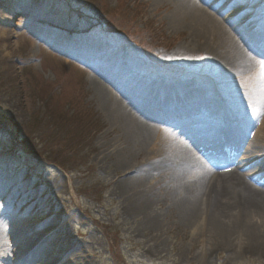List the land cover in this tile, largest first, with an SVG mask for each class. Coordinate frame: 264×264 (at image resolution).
<instances>
[{
    "label": "rangeland",
    "instance_id": "374dc122",
    "mask_svg": "<svg viewBox=\"0 0 264 264\" xmlns=\"http://www.w3.org/2000/svg\"><path fill=\"white\" fill-rule=\"evenodd\" d=\"M204 1V7H211L210 11L219 19L237 18L236 21L249 24L251 14L247 9L260 2ZM261 1L258 12H264V0ZM157 3L0 0V182L8 186L0 194L2 218L10 221L13 214H25L18 199H13L10 206H1L14 194L19 182L13 181L21 175L20 181L29 183L26 190H35L38 198L43 197L42 202L60 213L61 219L72 215L67 233L75 242L80 244L89 234L96 241L95 256L89 257L94 264H205L197 253L208 240L200 236L201 241L191 248V240L196 236L194 228L165 221L161 229L139 226L140 218L125 220L121 216L119 199L111 196L114 184L127 173L114 159L106 158L110 150L117 151L109 142L120 133L111 129L96 105L92 77L100 79L103 76L99 73H109L116 86L107 78L100 80L109 84L114 93L116 87L134 95H139L140 88L151 85L153 80L173 90L189 81L207 93V98L225 104L204 51L194 55L189 64L173 57V52L185 44L189 32L172 26L169 8ZM239 13L242 15L238 16ZM262 25L263 21H259L247 26V33ZM129 58L141 65L136 76L117 68L120 61ZM261 75L264 77V68ZM211 87L216 89L217 96H213ZM172 109L173 115L182 113L181 107ZM155 111L160 117L166 113L161 105ZM183 113L185 124H190L188 127L194 132L204 121L209 127L221 124L217 115L212 118L207 112L201 114L185 107ZM193 119L197 123H192ZM167 121L162 127H169L168 122L176 129L183 124ZM262 126L261 118L248 129L250 140ZM240 160L237 158V162ZM55 178L61 179L63 190L55 191ZM157 180L158 177L148 180L147 186ZM166 208L161 202L155 210L164 213ZM46 211L33 210L28 215L30 224L41 226ZM227 256L225 250L215 251L208 264H225ZM234 264L264 262L247 257Z\"/></svg>",
    "mask_w": 264,
    "mask_h": 264
},
{
    "label": "bare ground",
    "instance_id": "6f19581e",
    "mask_svg": "<svg viewBox=\"0 0 264 264\" xmlns=\"http://www.w3.org/2000/svg\"><path fill=\"white\" fill-rule=\"evenodd\" d=\"M157 2L169 8L172 26L189 32L173 57L189 64L194 55L204 51L225 104L207 98V93L189 81L173 90L153 80L134 95L116 89L114 76L96 70L117 91L114 93L109 84H104L100 80L103 77L91 78L96 105L111 129L120 133L109 142L117 151L110 150L106 158L114 159L127 173L114 184L111 196L119 199L121 216L125 220L140 218L139 226L161 229L165 221L194 228L198 239L192 238L191 248L198 245L200 236L208 240L197 253L205 264L215 251L221 250L227 251L225 264L247 257L264 262V63L256 59L264 56V12L256 10L263 1L247 9L251 24L237 18L219 19L211 7H204V0ZM257 21H263L262 27L247 33ZM140 67L135 58L122 60L117 66L133 76ZM212 90L217 96L216 89ZM160 105L166 112L162 118L155 111ZM174 106L181 107L182 113L173 115ZM185 107L201 114L207 112L212 118L217 115L221 124L209 127L201 119L203 126L194 132L184 122ZM261 118L263 126L250 140L248 129ZM166 119L182 122V127L164 128L161 124ZM192 123L197 121L193 119ZM225 141L231 151L225 149ZM237 156L241 158L239 162ZM224 169L228 170L220 171ZM155 177L157 182L147 186L146 182ZM21 178L16 177L13 182L19 184L14 194L1 204L10 206L13 199H18L25 214H13V219L5 221L0 212V264H94L89 257L95 256L96 241L89 234L80 244L75 242L67 233L72 215L61 219L60 213L42 202L43 197L38 198L35 190H26L29 183H23ZM1 185L0 182L3 194L8 186ZM53 188L63 190L61 179L55 178ZM161 202L167 206L164 213L155 210ZM33 210H47L41 226L30 224L28 215ZM62 258L65 259L61 261Z\"/></svg>",
    "mask_w": 264,
    "mask_h": 264
},
{
    "label": "snow or ice",
    "instance_id": "6c2138e0",
    "mask_svg": "<svg viewBox=\"0 0 264 264\" xmlns=\"http://www.w3.org/2000/svg\"><path fill=\"white\" fill-rule=\"evenodd\" d=\"M261 67L264 68V65H262Z\"/></svg>",
    "mask_w": 264,
    "mask_h": 264
}]
</instances>
